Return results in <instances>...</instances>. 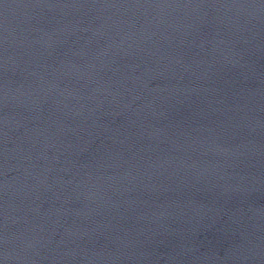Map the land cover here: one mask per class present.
I'll return each instance as SVG.
<instances>
[{
  "label": "water",
  "instance_id": "water-1",
  "mask_svg": "<svg viewBox=\"0 0 264 264\" xmlns=\"http://www.w3.org/2000/svg\"><path fill=\"white\" fill-rule=\"evenodd\" d=\"M0 264H264V0H0Z\"/></svg>",
  "mask_w": 264,
  "mask_h": 264
}]
</instances>
